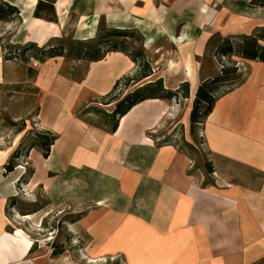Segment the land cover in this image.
<instances>
[{
  "label": "crops",
  "instance_id": "obj_1",
  "mask_svg": "<svg viewBox=\"0 0 264 264\" xmlns=\"http://www.w3.org/2000/svg\"><path fill=\"white\" fill-rule=\"evenodd\" d=\"M251 1L69 0L63 22L55 4L58 23L52 24L60 37L72 11L78 15L79 41L97 39L103 20L111 31L139 35L156 66L162 63L127 92L162 80L168 91L189 83V98L146 100L118 119L113 131L115 121L108 115L116 104L107 105L109 111L101 99L134 70L125 52L81 62L74 74L78 78L51 72L41 79L44 96L58 103L40 110L37 123L57 140L47 158L34 148L27 167L11 173L5 166L20 140L0 151V264H61L52 259V250L35 249L32 232L63 209L84 210L70 231L84 243L90 260L120 256L127 264H264V63L242 59L239 85L217 92L202 126L211 172L205 163L194 168V155L181 146L160 140L179 120L186 141L193 143L188 127L198 87L218 74L217 69L204 71L199 62L215 36L264 30V8ZM6 2L20 10L24 27L27 1ZM165 42L170 47L163 54ZM4 68L0 46V86ZM81 108L86 113L78 117ZM37 191L47 199L45 206L14 219L7 214L15 208L12 201Z\"/></svg>",
  "mask_w": 264,
  "mask_h": 264
},
{
  "label": "rangeland",
  "instance_id": "obj_2",
  "mask_svg": "<svg viewBox=\"0 0 264 264\" xmlns=\"http://www.w3.org/2000/svg\"><path fill=\"white\" fill-rule=\"evenodd\" d=\"M0 2L4 3L6 1L0 0ZM68 4L69 0H65L64 6L67 13ZM20 14L14 16L11 22L1 21L3 22V28L2 31H0V46L2 48V61L5 63V81H3L4 85L0 86V135L2 137L0 151L4 150L5 146L20 140L18 149L12 154L9 161L18 151L19 158L13 160L12 162L17 168H21L20 166L26 168L27 166L25 165L27 164V156L31 151L29 150V146L33 142L38 143V145L42 144L44 141L40 140L39 137H41L40 135L46 136L47 134L46 131L41 130L38 126L37 117L39 112L40 110L47 111L50 107L57 105L58 103V100H55L47 95L44 96L41 86L45 83V81H42L41 79L46 78V75L51 72L59 73L60 75H64L68 78L80 77L81 75L74 76L75 70L79 67L81 62H90L87 59L84 60L83 56L85 54H95L96 52H99L100 56L103 57L101 59H104L107 54V46L102 44V42L105 41L103 37L111 30L107 28V25L102 20L99 26L97 39L92 41H79L76 38L75 33L77 28L76 26L78 25V15L71 11L67 19H65V23L61 25V38L53 39L46 45H37L33 42L28 44H19L14 42V37L19 36L23 28ZM134 34L135 36L132 39L113 37L109 38V40L127 42L130 48L144 52L147 60L151 62L153 69L154 67H161L162 63L156 66L155 62H153L152 53H147L144 48L141 47V40L138 37L139 35L136 33ZM218 39H220L219 36L217 37L216 42ZM164 46L165 49L163 50V54H165L164 52L168 51L170 47L167 42L164 43ZM217 46L218 43H215V46L210 53H208L207 47L205 58L199 62L201 63L203 70L211 72L213 69H217L219 73L222 68V64L231 68L234 65L230 61H234L236 62L239 74H241L240 69L242 67L240 68V66L242 65L241 61L243 58L231 55L225 57L224 59H219V57L216 56ZM136 71L137 66L135 64L134 70L130 74ZM241 78L240 82L242 80ZM156 82L157 81L149 84H155ZM240 82L223 88L219 95L237 87ZM10 83L12 85H9ZM127 90L128 89H124L121 94L117 93L119 95L117 98L118 100L113 103L117 104L127 95L137 91L136 89L133 92L128 91L131 92L128 93ZM184 100L185 99L183 97L178 96L177 99H171L170 101H178L180 103ZM101 105L106 108V110H112V108H109L105 104L101 103ZM183 109L184 103H182V111ZM82 110L83 108L78 111V117H81L86 113H83ZM112 120L115 121L113 117ZM174 125H176L175 129H173L171 133L169 132L161 136V142L165 141L167 143L181 146V150L194 155V168H197L199 164H206L208 161L207 153L202 150V147L205 146V140L202 133L203 123L196 124L194 127V133H192L190 121L188 130L194 140V144L186 141V129L180 124L179 120L176 121ZM19 136H21V139ZM36 149H38L43 155L39 147H36ZM18 163H21V165ZM30 175V169H28V171L26 170L25 177L28 178ZM17 200L11 202L13 204L16 203L15 208H12L7 213L10 217H12V219L19 217L20 215L27 214L28 212L36 211L47 204V199L40 193V191H37L35 196L27 197L26 195L24 196V199ZM83 211L84 210H81L80 212L76 210L63 209L55 211L51 214L45 219L41 226L36 229V231L32 232L33 239L36 242L35 249L52 250V254L54 249H56V252L63 250L64 254L56 257V259H59L61 264H127L124 258L120 256L99 258L97 260H90L84 256V243L81 240L76 239V236L72 233V231H70V225L82 216ZM53 258L54 257L52 256V259Z\"/></svg>",
  "mask_w": 264,
  "mask_h": 264
},
{
  "label": "trees",
  "instance_id": "obj_3",
  "mask_svg": "<svg viewBox=\"0 0 264 264\" xmlns=\"http://www.w3.org/2000/svg\"><path fill=\"white\" fill-rule=\"evenodd\" d=\"M56 1L57 0H39L35 6L33 17L50 23H58L55 9ZM251 5L264 8V0H252ZM18 14H20V10L17 7L7 2H0V21L11 22L13 17L17 16ZM134 36L135 34L133 32L109 31L107 35L103 37L105 41L102 42V44L107 46V53L115 51L125 52L131 58L134 64H136L137 71L118 80L114 89L101 99L102 104L110 105L113 102H116L119 96L117 93L121 94L124 89H129L132 84H138L153 75L152 64L147 60V57L143 51L130 48L127 42L109 40L111 37L132 39ZM217 37L218 36H215L211 39L208 45V53L212 51L215 43H218L216 48V56L219 57V59H224L225 57L235 55L243 58L244 60L264 63V45L260 44V41H264V30H260L257 34L252 36L220 38L216 42ZM83 58L84 60L87 59L88 61L94 62L102 60L101 58L103 57L100 56L99 52H96L95 54H85ZM230 62L233 63V67L230 68L222 64L220 72L215 77L203 81L198 87L190 117L192 133H194L195 125L203 123L213 111L214 105L219 98V96H217V92L220 89L240 82L241 75L239 74V70L236 67V62ZM189 93V83L182 84L181 87L176 91L166 90L162 80H158L155 84L145 85L118 102L116 104L115 111L111 115H108L113 117L115 120L113 131L117 128L118 119L124 117L136 105L150 99L171 100L177 99L178 96L188 99ZM98 112L101 113L100 111ZM46 133V136L40 135L41 137H39L40 140L44 141L42 144L38 145V143L33 142L29 146V150L39 147L43 153V157L45 158L48 157L51 146L57 140V136L54 134L50 132ZM17 158H19L18 151L5 166V171L7 173L14 171L15 166L12 161L16 160ZM206 167L208 171L211 172V167L208 163L206 164ZM63 254V250L56 252V249H54L52 256L56 258Z\"/></svg>",
  "mask_w": 264,
  "mask_h": 264
},
{
  "label": "bare ground",
  "instance_id": "obj_4",
  "mask_svg": "<svg viewBox=\"0 0 264 264\" xmlns=\"http://www.w3.org/2000/svg\"><path fill=\"white\" fill-rule=\"evenodd\" d=\"M3 1L14 2V0H3ZM26 1H27V4L25 7H23V9L25 10V13H24L25 26L22 28V30L20 32L21 34L14 38V42L19 43V44H28L29 42L37 40L38 42L37 41L34 42L35 44L46 45V44L50 43V41H52V40H50V37H49L51 34H57L59 36V37H57V39L61 38L60 32H59L58 27L56 25H54L52 23L48 24L43 20H39V19L32 17L33 9L36 6L38 0H26ZM23 2H25V1H23ZM56 8H57V12L60 16V19L63 22L65 14H66V11L64 9V0H59L56 4ZM120 27L121 28H119V29L124 28L122 26H120ZM41 29H43V31L46 32L45 35L36 34V33H38L37 30H41ZM79 34H81V33H79ZM91 34H92V36H94L93 31H91ZM83 40H88V39H83ZM188 72L189 73L192 72L190 66H189ZM20 233H22V231H20Z\"/></svg>",
  "mask_w": 264,
  "mask_h": 264
}]
</instances>
